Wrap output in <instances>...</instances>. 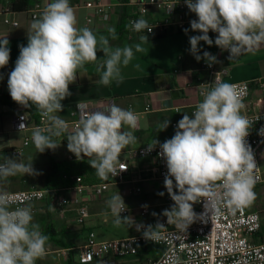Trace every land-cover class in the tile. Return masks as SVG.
I'll return each mask as SVG.
<instances>
[{"label": "clouds", "instance_id": "clouds-1", "mask_svg": "<svg viewBox=\"0 0 264 264\" xmlns=\"http://www.w3.org/2000/svg\"><path fill=\"white\" fill-rule=\"evenodd\" d=\"M197 19L190 21V29L201 33L189 37L190 54L197 62L205 60L209 66L218 62L208 51L200 54V42L215 44L229 53L232 60L246 51H253L264 44V0H184ZM171 11V10H170ZM77 19L69 0H52L38 18H34L27 30V44L19 46V56L13 70L8 74L7 87L11 99L24 108L35 106L49 125L32 132V142L39 153L56 150L60 143L54 138L65 136L67 149L78 160L89 158L88 163L98 177H115L127 168L120 163L122 151L138 142L134 131L138 127V115L116 104L93 111L76 107L80 119L72 131L69 123L57 113L63 111L66 98L72 95L70 85L77 80L78 70L88 63L103 61L96 65L100 74L98 83L109 86L113 81L122 82L121 66H127L134 57L133 47L113 48L108 37H99L89 28H77ZM131 30L140 33L152 31L143 18L130 21ZM189 29H184L187 34ZM216 33L215 40L209 32ZM112 39L114 28L109 29ZM0 39V69L10 60L9 40ZM148 41V35H141ZM136 52H142L140 44ZM139 67V65H137ZM3 75L0 74V80ZM202 89L203 100L189 115L184 113L178 121L174 135L163 143L154 139L147 144V152L159 147L158 156L166 163L164 188L173 201L170 209L162 215L167 225L172 224L181 232L201 217L218 215L222 207L235 211L250 205L255 199L253 170L257 167L255 155L247 141L252 125L241 114L244 107L237 86L219 82L210 89ZM170 121L164 120L159 131L166 130ZM25 125L21 124L19 130ZM125 126L128 130H124ZM264 136V127L259 131ZM37 175L32 161L23 163L17 158L5 157L0 163V180L8 177ZM164 192L158 195L163 196ZM203 201L204 212L197 214L194 204ZM13 197L0 192V264H36L46 253L49 237L40 225L33 223V206L25 203L13 208ZM114 225L131 224L130 216H121L127 206L120 193L108 201ZM142 207H147L143 205ZM153 216L157 214L152 213ZM143 228L145 240L158 242L164 237L160 222L153 225H136ZM167 264H180L174 255Z\"/></svg>", "mask_w": 264, "mask_h": 264}, {"label": "crops", "instance_id": "crops-1", "mask_svg": "<svg viewBox=\"0 0 264 264\" xmlns=\"http://www.w3.org/2000/svg\"><path fill=\"white\" fill-rule=\"evenodd\" d=\"M39 1L52 2V0H30V6ZM89 1L96 0H69L76 15L77 28L87 27L98 37L100 35L108 37L109 43L113 48L124 47L126 45L133 47L134 57L126 67L121 66L122 82L117 83L113 81L109 86H104L98 83L100 74L96 71V65L104 59L103 53L98 52L99 59L96 63H88L84 69L78 70L76 82L70 85L72 95L62 101L64 106L63 111L57 113V115L69 121L72 119L71 110L76 107L78 102L80 104L94 105L109 98H113L117 106L138 113V127L134 131L138 142L126 147L120 156V160L128 159L126 151L131 148L145 146L152 143L154 139L159 140L161 143L166 139H170L176 130V126L173 124L178 123L184 113L191 115L195 111L196 105L203 100V96L199 92V84L201 81L206 80L209 74L206 70L200 68L203 59L197 62L189 51V37L200 35L201 33L188 31L186 34L184 31H176L163 35L148 36V43L152 47V57L148 59L142 57L141 52L135 51V45H141L143 42L139 39L141 34L132 33L128 30V19L137 11L136 0H101L110 5L109 21L103 22L95 18L92 22L87 23L86 18L90 10L84 4ZM11 2L12 0H0V35L6 36L10 47L9 63L3 69H0V74L3 75V79L0 80V152H10L13 146L21 145L23 138L31 133L30 131L20 132L12 130L10 118L13 113L26 110L34 118L40 115L35 106L24 108L17 103L7 101V97L10 96L7 87L8 74L13 70L16 59L19 56V46L27 44V30L33 21V19L26 15L25 10L13 11ZM154 16L160 17L161 15L159 11L152 8L147 17ZM5 19L16 21L18 24L12 25L11 23H6ZM112 28L116 31L115 39H112L109 33V29ZM216 35V33L209 32V36L213 40H215ZM2 38L4 37H0V39ZM199 48L201 55L203 51H208L217 56L215 44L208 46L201 41ZM217 61L216 65L218 67H225L229 70V74L223 78V82L233 83L256 80L264 74V44H261L259 48L253 51H246L232 60H229L225 53H219ZM164 64L169 66L170 73L158 71L157 67ZM261 98H263L262 94L253 86L251 96L241 109V114L244 115L254 109L264 110V101H261ZM146 108L148 109L146 110ZM166 119L170 121L169 126L166 130L159 131V125ZM124 130H128L126 126ZM14 133L22 134V137L13 136ZM54 139L57 143H60V146L54 151L49 150V153L45 152L48 156V160L44 163L45 167L47 166V172L50 158L57 161L82 162L83 166L79 173H82L88 182H97L99 180L95 170L87 162L89 158L84 157L78 160L74 154L68 151L65 136ZM258 159L263 167V182L257 184L258 186L254 185L255 199L250 205H246L245 207L250 212H259L262 220V216L264 215V145L258 152ZM136 161L137 164H135ZM155 163V159L149 157L129 159V172L126 175L128 183L119 185L112 178L107 189L112 188L111 191L109 193L105 192L101 198L89 200L87 195H83L82 200L90 211V218L86 222L85 227L77 224L75 229L68 230L70 232L68 234L73 232L77 238H81L79 243L75 240L76 243L73 244L68 235H64L65 237H61L60 235V230L69 227V222L76 223L75 215L78 204L72 202L67 206H58L56 208L48 201L31 203L33 206V217L38 216L40 218L39 225L41 231L49 237L48 242L55 245L54 249L46 245L45 255L43 258L38 259L36 264H76L77 248H80L84 244L88 230L94 231L93 224L96 222L102 221L105 223L107 221V218H104L105 214H107V198H111L118 192L123 198L134 196L132 191L139 187V184L147 183L151 180V177L147 176L146 170L147 168L150 170ZM46 174L43 179L44 182ZM29 177L31 178L33 175L24 176L23 183L9 182V190L29 188L26 186V179ZM66 195H71V199L75 198L74 193L69 194V192H66ZM145 196L144 199L146 198L145 201L147 203L143 205L149 206L150 213L155 212L157 215L153 216L151 214L145 219L139 214V208L143 205L133 207L137 217V223L131 226L133 231L137 229L136 225L154 226L157 222L162 223L164 220L160 218L162 213L161 204L158 203L159 201L156 202V193L149 192ZM140 218H143L141 222L138 221ZM139 231L137 230V232ZM258 236L259 239L264 240V229L262 226ZM62 248H75L76 250L70 251V257L67 259L58 252ZM152 256L154 254L150 253V251H142L141 255L137 258V264H145L147 259ZM118 262L124 264L122 259H119Z\"/></svg>", "mask_w": 264, "mask_h": 264}, {"label": "built area", "instance_id": "built-area-1", "mask_svg": "<svg viewBox=\"0 0 264 264\" xmlns=\"http://www.w3.org/2000/svg\"><path fill=\"white\" fill-rule=\"evenodd\" d=\"M46 2H36L25 10V13L31 19L38 18L46 8ZM135 5L137 11L128 19V30L132 33H137L129 27L130 21L138 19H145L152 29L150 33L140 32L137 34L155 36L163 35L176 31H184L190 29V21L197 19L194 13L190 12L184 3V0H136ZM84 6L90 10L86 18V22L90 23L93 19L98 18L103 22L110 19V5L101 0L89 1ZM154 8L159 11L160 17H147L149 11ZM171 10V11H170ZM6 23L17 25L18 22L4 20ZM225 53L229 56L227 51H221L216 46V54ZM216 56V57H217ZM201 69L208 72V78L200 82L204 88L210 89L216 83L223 82V78L229 74L228 68L218 67L216 63L211 66L203 60L200 65ZM237 86L241 94L243 105L246 104L252 93V87L255 86L262 94L264 101V74L262 77L253 81H239L233 82ZM202 89L200 87V93ZM7 101L15 103L10 96ZM115 104L113 98L102 100L94 105L81 104L82 110L93 111L103 109ZM264 103V102H263ZM258 105V103H256ZM148 108H146L147 110ZM136 113V112H135ZM80 112L77 107L71 110L72 119L67 121L69 123V131H72L80 119ZM138 115V113H136ZM252 125L249 128L248 143L251 145L257 167L253 170L255 184L263 182V167L258 159V152L264 145V136L259 135V131L264 127V110L254 109L244 114ZM10 124L13 131H30L26 135L21 145L13 146L10 153L14 156H22L24 149L33 144L32 132L36 128H46L49 122L39 115L36 120L33 115L26 111H17L11 115ZM25 126L19 130V126ZM177 126V123L173 124ZM148 145L131 148L126 151L128 159H121L120 163L127 169L122 171L115 177L109 176L107 179L99 177L97 182H88L82 174L72 175L70 178L74 182L72 186H66L59 189H50L46 187L31 186L26 189L3 191L13 197L12 207L23 206L25 203H33L38 201H48L55 206H67L72 202L78 204L76 208L75 221L81 226L85 227L86 222L90 218V211L83 202V195H87L89 200L101 198L108 189L110 179H115L116 183L123 185L129 181L126 175L129 172V159H137L149 157L155 159L156 163L150 168L151 180H164L167 173L166 163L158 156L159 147L157 146L151 152H147ZM140 188L135 189L140 192ZM66 192L74 193L75 198L71 199V195H66ZM166 203L173 204L170 196L166 197ZM194 211L197 214L203 213V201L194 204ZM131 209L127 206V210L121 215L129 214ZM150 207H140L139 214L142 217L148 216ZM209 213L201 217V221L197 220L189 226L187 232H181L173 225H167V218L162 221L166 227L161 229L163 239L158 242L145 240L143 237V228L135 234L124 237H116L109 240H97L95 232L88 230L85 242L80 248H77L78 255L75 259L76 264H120L119 259L126 257L140 256L142 248L153 247L156 248L154 256L147 259L145 264H167L169 256L178 258L180 264H264V240L259 239L258 234L261 230V215L257 211H248L245 206L231 211L227 207H222L218 215ZM75 248H62L58 250L60 254L65 257H70V251Z\"/></svg>", "mask_w": 264, "mask_h": 264}, {"label": "rangeland", "instance_id": "rangeland-1", "mask_svg": "<svg viewBox=\"0 0 264 264\" xmlns=\"http://www.w3.org/2000/svg\"><path fill=\"white\" fill-rule=\"evenodd\" d=\"M151 45H149L148 41H143L141 44V47L143 48V51L141 52V56L142 57H146V58H150L152 57V53H151V49L152 47H150ZM158 71L161 73H170V68L169 66H167L166 64L161 65L159 67H157ZM13 136L16 137H22V134H17L14 133ZM5 157H10V158H17L18 160L22 161L25 164H28L29 162L32 161L33 163V167L36 170V172L38 173L37 175H33V177H29L26 180V186L30 187V186H38V187H45L44 186V176L47 172V166L45 167L44 163L48 160V156L45 154V152L43 153H39L38 149L35 147L34 143L27 146L24 149L23 155L18 157V156H14L12 155L10 152H0V162L4 160ZM135 164H137V161L135 162ZM39 165V166H38ZM147 176L151 177V171L149 170V168H147ZM23 174H17L16 176H11L8 177L5 180H0V192L2 191H8L9 190V182L11 183L13 182H19V183H23V179H24ZM139 187L141 189L140 192H136L135 190H133L132 192L134 193V196H131L129 198H123L124 202L126 204V206H128L131 211L129 214L127 215H121L122 217L124 216H130L132 217V219L134 220V223H137V217H136V213L133 210V207L135 206H139V205H143L145 203H147L144 199L145 195H148L149 192H155L156 193V202L161 204V211L163 212V210L165 209H170V207L172 205H169L166 203V197L168 195L167 190L164 188V180H150L147 183H142L139 184ZM109 188V187H108ZM112 189V188H111ZM111 189L105 191V192H110ZM159 192H164L165 194L163 196L158 195ZM146 197V196H145ZM110 197L107 198V200H109ZM153 203V202H151ZM108 205V204H107ZM107 214H105L104 218H107V221L105 223H103L102 221L100 222H96L93 225L94 231L96 233V239L97 240H104V239H113L116 237H124V236H128L131 235L135 232H137V229H134V231L131 228V224H122L120 227H116L114 225V219L115 217L113 216L111 210L109 207H107L106 209ZM109 212V213H108ZM152 214V212L149 214V216ZM104 216V215H103ZM145 216L144 218L146 219ZM160 218L165 219L166 217H164L161 213ZM141 220H143V218L140 220H138L139 222H141ZM40 222V218L37 216L34 217V223L39 224ZM261 224L262 227L264 229V215L262 216V220H261ZM67 228L60 230V235L61 237H65L64 235H68L69 239L72 240V243L75 244V240L78 241V243L81 241L80 237H76L73 232L71 234L68 230L69 229H75V227H77V223L75 222H69L68 223ZM169 227L172 226V224L168 225ZM47 246L54 249L55 245L53 243L47 242ZM138 256H133V257H126L124 259H122V262H124V264H137Z\"/></svg>", "mask_w": 264, "mask_h": 264}, {"label": "trees", "instance_id": "trees-1", "mask_svg": "<svg viewBox=\"0 0 264 264\" xmlns=\"http://www.w3.org/2000/svg\"><path fill=\"white\" fill-rule=\"evenodd\" d=\"M30 5V0H12L11 2V8L13 11H24ZM38 117L39 115L35 116V119L37 120ZM45 152L49 153V150L46 149ZM82 166V162L57 161L50 158L44 186L50 189H59L66 186H72L74 182L70 177L75 174H80L79 171ZM142 251H150V253L154 254L156 253V248L145 247L142 248Z\"/></svg>", "mask_w": 264, "mask_h": 264}]
</instances>
